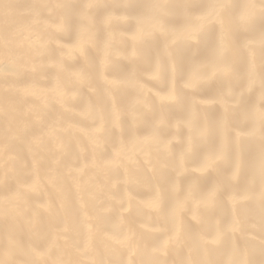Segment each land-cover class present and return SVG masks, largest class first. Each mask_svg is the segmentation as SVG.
<instances>
[{
    "label": "bare ground",
    "instance_id": "6f19581e",
    "mask_svg": "<svg viewBox=\"0 0 264 264\" xmlns=\"http://www.w3.org/2000/svg\"><path fill=\"white\" fill-rule=\"evenodd\" d=\"M0 264H264V0H0Z\"/></svg>",
    "mask_w": 264,
    "mask_h": 264
},
{
    "label": "rangeland",
    "instance_id": "374dc122",
    "mask_svg": "<svg viewBox=\"0 0 264 264\" xmlns=\"http://www.w3.org/2000/svg\"><path fill=\"white\" fill-rule=\"evenodd\" d=\"M143 63H145V62H143ZM45 192H47V191H45Z\"/></svg>",
    "mask_w": 264,
    "mask_h": 264
}]
</instances>
